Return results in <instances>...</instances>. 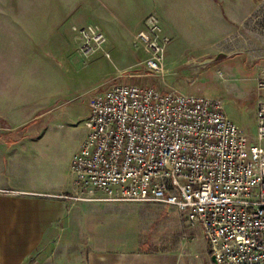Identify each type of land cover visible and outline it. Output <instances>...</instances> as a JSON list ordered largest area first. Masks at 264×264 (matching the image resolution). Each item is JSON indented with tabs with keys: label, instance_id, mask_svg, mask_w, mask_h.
<instances>
[{
	"label": "crops",
	"instance_id": "1",
	"mask_svg": "<svg viewBox=\"0 0 264 264\" xmlns=\"http://www.w3.org/2000/svg\"><path fill=\"white\" fill-rule=\"evenodd\" d=\"M38 4L43 7L39 21L43 33L33 36L39 39L43 56L35 66L48 64L52 71L68 72L48 82L47 89L42 87L47 81L31 76H10L0 83V264H42L45 260L51 264L53 259L43 255L75 242L66 240L72 227L67 215L81 202L60 197L70 193L71 183L62 169L52 171L49 164L44 136L50 128L46 124L68 101L71 91L63 87L67 75L85 68L95 71L100 87L90 88L94 94L103 85H111V80H121L118 72L131 66V59L140 55L144 59L142 49L133 47L132 36L142 28L149 11L157 14L162 35L170 39L164 57L166 84L204 95L212 86L223 101L234 103L237 109L246 107L256 130L254 78L264 66V0H39ZM88 24L100 26L109 58L100 50L87 56L81 53L74 28ZM74 41L78 44L72 50ZM55 52L62 55L52 56L41 66L46 55ZM33 63L19 62L23 66ZM143 69L137 75L140 83L166 88L150 70ZM49 97L53 99L48 108ZM86 110L87 116L88 105ZM239 117L242 114L235 113L233 119L244 126ZM88 241L80 264H175L168 252H129ZM35 254L44 260H32ZM66 259L56 264H68Z\"/></svg>",
	"mask_w": 264,
	"mask_h": 264
},
{
	"label": "built area",
	"instance_id": "2",
	"mask_svg": "<svg viewBox=\"0 0 264 264\" xmlns=\"http://www.w3.org/2000/svg\"><path fill=\"white\" fill-rule=\"evenodd\" d=\"M78 34L84 53L109 58L97 26ZM169 41L150 14L133 44L166 88L117 83L89 98L86 135L69 164L71 190L60 197L171 206L199 227L212 264H264V66L254 78L256 130L249 134L221 98L166 84Z\"/></svg>",
	"mask_w": 264,
	"mask_h": 264
},
{
	"label": "rangeland",
	"instance_id": "3",
	"mask_svg": "<svg viewBox=\"0 0 264 264\" xmlns=\"http://www.w3.org/2000/svg\"><path fill=\"white\" fill-rule=\"evenodd\" d=\"M38 3L39 0H0V83L7 82V77L10 76H17V78H28L31 76L38 80L40 79L41 82L47 81L45 85L44 82L42 83L43 89H47L50 88L48 82H51L58 75L68 72L61 69L52 71L48 68V64L47 66L43 65L45 61L52 60V56L62 55L57 53L58 51L53 53L54 55H46V59L40 62L43 67L35 66L37 62L41 61V56H43L39 53L41 47L39 39L36 35L33 36V33H43L39 27V21L43 17V14L41 15L43 7H40ZM150 14L157 16L154 11H149L143 18L141 29H143L144 20ZM158 21L160 25L159 18ZM88 25L97 26L101 30L97 24ZM88 25L75 27L76 34H78L80 28ZM135 35L136 33L132 36V45L137 48L140 46L133 44ZM76 37L78 39L79 34ZM79 39V44L74 41L71 47L74 50L78 44L82 53V40ZM82 54L85 56L89 55L84 52ZM131 60L130 62L128 61L131 66L125 67V69L118 72L122 74L121 80H111V84H148V82L140 83L138 81L139 78H137V75L140 76L144 72L143 56L140 55ZM23 61L34 63L28 66L19 64V62ZM117 66L119 68V65ZM113 70L117 72L116 68H113ZM153 75L156 77L155 74ZM63 83L64 90H67V92L71 91L69 93L70 96L66 99L68 101L64 105L58 107L55 116L48 119L46 125L50 130H48L44 138L46 139L45 147H47L48 161L54 168L52 171L62 169L64 176L67 175L69 177L67 162L72 153L79 148L87 131L84 123L87 111L86 106L89 98L93 95L89 90L99 88L100 85H98V74L93 70H86V68L84 71L76 72L74 75H67L66 79H63ZM108 86L110 84L103 85L101 90ZM211 88H208L206 95L211 94V96L222 99L221 93L216 96V93ZM0 89H2V85H0ZM49 98L48 108L51 106L53 97ZM35 106L34 104L31 113L35 111ZM223 109L226 115L236 124L238 123L233 117L235 113H241L242 117H239V119H241L244 126L238 125L246 132H254L251 124L252 117L247 114L246 107L237 109L234 103L223 101ZM75 206L74 212L67 215L72 227L68 231L69 236H66V240L70 239L75 242L73 244L68 243V245L63 243V245L57 246L55 248L56 252L51 251L54 255L51 253L43 255L44 259L49 256L53 259L51 264H56L62 258L65 260L68 258V264H80L83 256L82 248L89 244L88 240H90V244H93V241H95V244L99 241L103 242L115 250L122 248L127 249L129 252L132 250L155 253L168 252L170 256L175 258V264H212V260L207 255L208 245L199 227L190 225L185 220V217L174 207L151 202L94 201L81 202ZM73 224H77L78 228L75 229ZM72 245L77 246L80 251L75 252L77 248ZM72 249L75 253H73ZM43 257L39 259L41 255L35 254L31 258L32 260L37 258L42 261L44 260ZM42 264L49 263L45 260Z\"/></svg>",
	"mask_w": 264,
	"mask_h": 264
},
{
	"label": "water",
	"instance_id": "4",
	"mask_svg": "<svg viewBox=\"0 0 264 264\" xmlns=\"http://www.w3.org/2000/svg\"><path fill=\"white\" fill-rule=\"evenodd\" d=\"M212 260H214V257H211Z\"/></svg>",
	"mask_w": 264,
	"mask_h": 264
}]
</instances>
